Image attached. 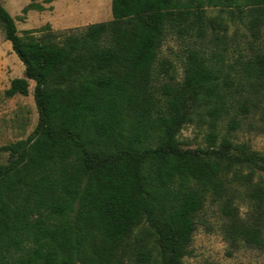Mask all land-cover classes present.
Here are the masks:
<instances>
[{
    "label": "trees",
    "instance_id": "16d2710c",
    "mask_svg": "<svg viewBox=\"0 0 264 264\" xmlns=\"http://www.w3.org/2000/svg\"><path fill=\"white\" fill-rule=\"evenodd\" d=\"M111 15L23 38L0 3L24 66L4 94L33 81L38 113L32 134L0 146V264H185L208 199L231 249H263L264 155L214 130L184 149L178 134L196 116L227 132L264 117V0H111ZM168 34L180 80L159 57Z\"/></svg>",
    "mask_w": 264,
    "mask_h": 264
},
{
    "label": "rangeland",
    "instance_id": "374dc122",
    "mask_svg": "<svg viewBox=\"0 0 264 264\" xmlns=\"http://www.w3.org/2000/svg\"><path fill=\"white\" fill-rule=\"evenodd\" d=\"M30 2L31 0H0L2 6L14 18L18 35L23 38H40L48 31L61 32L112 19L111 0H52L49 3L44 0H34V3L43 5L45 10H29L23 15L22 8ZM204 8L210 16L216 15L220 9L212 6ZM228 34H235L236 40L244 39L242 36L244 30L240 25L232 24ZM0 35H2L1 26ZM159 57L166 65H170V71L177 80H180L184 59L183 45L174 35L166 36ZM2 71L3 68L0 66V73ZM4 72L6 77H0V146L27 138L33 133L38 122V113L32 95L34 82L29 81L27 95L6 97L4 91L10 75L7 70ZM212 130L218 133L219 138L226 136L233 142L246 143L252 151L264 155V117L261 112L245 119L241 126L232 132H227L225 120L218 121L212 128L205 116H196L192 122L181 128L178 134L180 147L184 149L206 147V135ZM6 159L7 154L0 151V163H5ZM261 177L264 178V172L261 173ZM236 204L241 213L247 210L242 200H236ZM222 222L218 203L208 199L196 218L190 255L184 259V263L264 264V248L240 246L231 249L223 237Z\"/></svg>",
    "mask_w": 264,
    "mask_h": 264
},
{
    "label": "crops",
    "instance_id": "0c3cea01",
    "mask_svg": "<svg viewBox=\"0 0 264 264\" xmlns=\"http://www.w3.org/2000/svg\"><path fill=\"white\" fill-rule=\"evenodd\" d=\"M17 58V55L12 50L11 43L4 39L3 34L0 35V66L3 68V71L0 73V77H6L4 71L7 70L9 72L10 79L8 81L7 88L9 87L12 79L23 76L24 66Z\"/></svg>",
    "mask_w": 264,
    "mask_h": 264
}]
</instances>
